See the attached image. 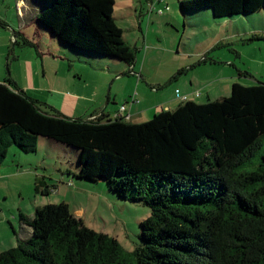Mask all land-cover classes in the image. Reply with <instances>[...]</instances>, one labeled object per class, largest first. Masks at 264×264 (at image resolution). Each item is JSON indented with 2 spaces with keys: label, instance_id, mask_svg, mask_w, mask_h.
Returning <instances> with one entry per match:
<instances>
[{
  "label": "trees",
  "instance_id": "obj_1",
  "mask_svg": "<svg viewBox=\"0 0 264 264\" xmlns=\"http://www.w3.org/2000/svg\"><path fill=\"white\" fill-rule=\"evenodd\" d=\"M27 1L37 29L91 55L85 60L134 65L136 50L115 25L114 0ZM179 8L248 18L264 12V0H184ZM254 41L264 37L246 42ZM38 138L80 150L75 178L101 180L118 199L150 212L138 226L139 245L127 252L85 227L65 203L36 206L31 218L18 213L31 237L0 251V264H264V83H234L227 97L184 101L143 124L104 112L69 119L11 80L0 83V166L12 146L35 152Z\"/></svg>",
  "mask_w": 264,
  "mask_h": 264
},
{
  "label": "rangeland",
  "instance_id": "obj_2",
  "mask_svg": "<svg viewBox=\"0 0 264 264\" xmlns=\"http://www.w3.org/2000/svg\"><path fill=\"white\" fill-rule=\"evenodd\" d=\"M152 1L156 3L157 0ZM159 1L163 6L165 2L168 3L169 10L164 11L162 6L161 12L163 14L159 15L157 13V9L160 8L158 3L151 10L152 19L149 26L145 28L146 20L141 24L143 34L139 33L138 30L136 31L135 28H131L129 16L125 19L120 18L121 13L126 15L128 13V10H125L126 6L121 4L120 0H116L118 5L115 4L113 8L115 24L121 27L124 32L123 41L134 48L136 38L139 37L138 47H136L138 52L135 53L136 65L137 67L143 66V73L152 79L160 80L161 75L157 73L158 70H162L168 75L171 69L176 71L180 64L205 60V55L209 59L222 60L233 58L234 51L244 48L246 52L249 47L241 46V40L244 38L235 36L241 35L243 30H247L246 27L251 24H254L252 25L254 28L264 25V18L260 16L253 17L255 21L253 23L244 17L217 19L213 18L210 13L181 12L179 1L184 0ZM26 4L29 6L27 0ZM6 5L8 4L0 0V17L8 16L14 21L16 29L13 26H8L10 41L7 47L4 45L0 48V75L8 78L11 77L12 71L21 79L26 67L27 70L36 71V75H40L37 83L43 85L47 81L50 87L51 81L56 91H59V87L62 86L69 90L70 94H76L79 97L81 95L90 96L93 94V89L99 87L102 107L107 99L109 100L108 109L113 108V111L119 108L122 103L121 99H124L126 93L132 94L136 91L135 82L139 77L133 76L135 81L131 79L123 62L97 56L95 57L101 60H85V57L91 58V55L73 51L71 48L60 44L46 30L36 29L35 20L30 22V28L27 30L33 32L34 35L36 29L39 48L31 49L30 44H24L22 36L18 34L16 35L18 41L15 45L11 39V30L14 33L19 30L18 18L14 10H9ZM34 14L37 13L31 10V15ZM261 14L264 16V12ZM142 38H146L147 41L145 42L150 44H158L156 46L159 49L147 55L145 62L146 50L142 46ZM4 41L2 39V42ZM31 41L30 43H32ZM219 42L221 44H218ZM48 52L53 54V57L48 55ZM40 54L42 58H45L44 64L41 63ZM107 63H109L108 66ZM69 64L71 67L73 66V70L78 71L80 76L74 75V72L68 70ZM91 64L96 65L93 66L94 72L87 69L88 65ZM109 67L111 69H108ZM122 69L126 71L120 73ZM191 71L185 70L179 78L187 81ZM42 72L44 75L46 74V78H43ZM35 76L31 78L32 82L37 78ZM45 79L47 80L45 81ZM127 83L133 84V87H129ZM115 94H117L116 101L113 102L112 97ZM50 97L56 103L69 100L59 97L56 93H51ZM97 113L98 111L95 112V114ZM75 119L86 120L87 118L83 116ZM80 152L78 149L45 138L37 139L36 151L33 153L24 154L15 146L9 148L4 164L0 167V209L8 216L17 217L18 211H21L23 215L31 218L36 206L66 203L69 213L80 219L85 227L97 233L109 234V236L117 239L125 251L131 252L137 244L139 245L138 226L148 216L150 209L139 202H124V200L118 199L101 180L75 178L74 176L78 175L79 161L82 159ZM1 175L3 176L1 177ZM3 226L5 235L13 238L14 235L7 222H3ZM14 227L18 232L16 220ZM5 247L4 249L9 248L8 245Z\"/></svg>",
  "mask_w": 264,
  "mask_h": 264
},
{
  "label": "crops",
  "instance_id": "obj_3",
  "mask_svg": "<svg viewBox=\"0 0 264 264\" xmlns=\"http://www.w3.org/2000/svg\"><path fill=\"white\" fill-rule=\"evenodd\" d=\"M114 2L116 5H118V3H116V0H114ZM160 2L161 1L157 0L156 3H153L152 0H145V4L144 0H120V3L126 6L125 10H128L127 15L121 13L120 18L125 19L129 16L132 25L131 28H135L136 31L138 30L139 33L143 34L141 24L146 20L145 28L149 26L152 19L151 10H153L158 5V3L160 8L157 9V13L161 12V9H163V5ZM3 3L8 4L6 5V7L9 10L13 9L18 18L17 23L19 30L14 33L13 30L10 29L12 31L11 39L14 41V44H17L18 40L16 38V35L18 34L22 36V38H25L29 41L32 40L31 42L34 46H29L31 49L39 48L38 46L40 45H38L39 41L37 40V28L34 30V35L32 34L33 32L27 30V28H30V22H33V20H35L36 14L31 15V8L26 4V0H3ZM168 5L169 4L166 2L164 3V11L169 10ZM160 14L163 13L161 12L159 13V15ZM255 16L264 18L263 14L257 12L248 17L250 22H255L253 20V17ZM0 24V48H2L4 45L5 47H7L8 42L10 41L8 38V26L10 25L11 27L13 26L14 29L16 28L14 21L12 19H9L8 16L0 17ZM252 25L254 24L247 26V30L244 29L241 35L239 34L235 36H242L244 39L241 40V46L249 48L246 49V52L244 51V48L242 50L240 49L239 51H234V57L231 59L224 58L222 60H215L209 59L205 55L206 59L203 60V63H201L202 60H200L196 61V63L191 62L187 64L185 63L184 65L180 64L178 65L179 68H177L176 71L171 69L168 75H166L164 71L158 70L159 72L157 73L161 75L160 80L147 77L145 73H143V66L137 67L136 60L132 67L128 68V66L125 65V67H127L126 70L128 72V75L131 79H133V76H138L139 78L135 82L136 91L132 94L126 93V95H124V99H121L122 103L120 104L119 108L115 111L112 110L113 108L108 109L109 100L107 99L105 105L102 107V96H100L101 91L99 87L93 89V94L87 97H84L82 95L79 97L76 94H70V91L66 90V88L62 86L59 87V91H56L53 88V83H51V81L49 83L50 87L48 86V83L46 81L47 79H45L46 84L41 85L40 83H37L40 75H36V71H32L30 69H28V71L26 67L21 79H19L17 74L14 75L11 71V77L7 78L2 74L0 75V83H5L7 79L11 80L17 88L24 91L26 96L49 106L59 115L64 117L66 116L69 119H75L76 117L78 118L83 116H85L87 119H91L94 115H99L101 114V112H104L105 116L112 121L118 118L120 115V117L124 118L127 122L133 124H143L149 121L152 116L154 114H157L159 111L168 109L173 110L184 101L204 104L207 101H216L221 98L227 97L228 93L230 94V87L234 83H240L241 85H244L246 87L255 85L257 82L264 83V41H254L250 43L246 42L252 35H260L261 37H264V25L257 28H254V26ZM117 27L121 29V27ZM122 33L124 34L123 30ZM138 38H136V42L133 45V49H135L136 52H138L136 49V47H138ZM146 38H142L141 42L142 46L146 50L144 54V62L146 61L147 55H150V53H152L153 51L159 50L156 46L158 44H150L148 42H145L147 41ZM2 39L5 41L2 42ZM127 44L129 45V43ZM218 44H221V42H219ZM130 47L132 48V46ZM48 55L52 56L53 54L48 52ZM16 57L18 58V55ZM54 57L57 58L56 56ZM40 58L41 63L44 64L45 58H42V55L40 56ZM108 65L109 63H107V66ZM88 66L89 67L87 69L94 72L93 66L96 65L91 64ZM67 67L70 72H74V75L76 74L80 76V74L77 73V70L72 69L73 66L71 67L69 64ZM108 69H111V67H109ZM126 70L122 69L120 73L125 72ZM185 70H192L189 73V79L187 81L181 80V78H179ZM38 71L39 70L37 69V72ZM243 72L247 75H244ZM34 76L35 78H37L32 82L31 78H34ZM42 76L43 78H46V74L44 75L43 72ZM150 77L152 76L150 75ZM133 80L135 81V79ZM140 81H142V83H140ZM128 85L129 87H133V84ZM51 93H56V95H58L59 97H63L64 99L69 100H63L64 102L62 103H56L55 100L50 97ZM196 93L199 94L196 95ZM116 95L117 94L113 95L112 97L113 102L116 101ZM183 96H185V100H181V97ZM121 106H124V110L122 112H118ZM97 111L98 113L95 114V112ZM2 176L3 175H1V177ZM18 213L22 212L18 211ZM15 220L16 225L18 226V232L14 227ZM3 222H7V224L9 225L10 230L14 235L13 238H9L8 235H5ZM0 231V248H2L0 249L1 251L8 250L14 247L17 244L18 240L24 241L31 237L32 234L31 229L25 225H22V223L19 221L18 215L17 217L8 216L1 209ZM6 245H8V249H4L6 248Z\"/></svg>",
  "mask_w": 264,
  "mask_h": 264
},
{
  "label": "built area",
  "instance_id": "obj_4",
  "mask_svg": "<svg viewBox=\"0 0 264 264\" xmlns=\"http://www.w3.org/2000/svg\"><path fill=\"white\" fill-rule=\"evenodd\" d=\"M159 13H161V12H159ZM199 93H196V95H198ZM181 100H185V96H183V97H181ZM124 110V106H121L120 107V110L118 111V112H122ZM93 118V117H92ZM118 118H120V115H119V117ZM117 119V118H116Z\"/></svg>",
  "mask_w": 264,
  "mask_h": 264
}]
</instances>
